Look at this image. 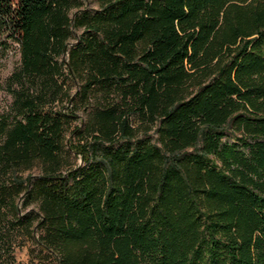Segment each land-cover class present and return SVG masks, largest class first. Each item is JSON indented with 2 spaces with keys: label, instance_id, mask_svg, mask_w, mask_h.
<instances>
[{
  "label": "trees",
  "instance_id": "trees-1",
  "mask_svg": "<svg viewBox=\"0 0 264 264\" xmlns=\"http://www.w3.org/2000/svg\"><path fill=\"white\" fill-rule=\"evenodd\" d=\"M0 31V264H48L12 227L49 264H264V0H0Z\"/></svg>",
  "mask_w": 264,
  "mask_h": 264
},
{
  "label": "rangeland",
  "instance_id": "rangeland-1",
  "mask_svg": "<svg viewBox=\"0 0 264 264\" xmlns=\"http://www.w3.org/2000/svg\"><path fill=\"white\" fill-rule=\"evenodd\" d=\"M0 39L6 42V49L0 54V83L3 84L7 78V74L19 63V52L17 43L10 37L5 36V33L2 31H0ZM9 99L10 94L0 89V106L6 105ZM73 159L77 162L79 161L78 156H73ZM9 233L12 239L14 259L21 263H28L29 258L36 255L34 258L40 263L45 262L49 264L51 262L50 258H39V255L36 253V246L31 242L30 233L26 232V229L12 227Z\"/></svg>",
  "mask_w": 264,
  "mask_h": 264
}]
</instances>
